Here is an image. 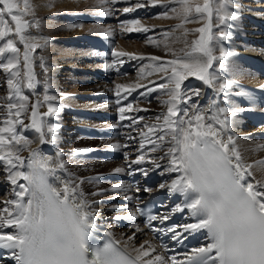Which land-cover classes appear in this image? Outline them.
<instances>
[{
	"label": "snow or ice",
	"instance_id": "1",
	"mask_svg": "<svg viewBox=\"0 0 264 264\" xmlns=\"http://www.w3.org/2000/svg\"><path fill=\"white\" fill-rule=\"evenodd\" d=\"M120 2L131 5L120 9L124 14L137 13L149 5L164 9L161 18H170L171 12V18L180 22L170 26L172 31L162 33L164 40L148 35L157 26H146L139 19H124L120 24L121 33L142 35L146 44L155 48L163 46L172 59L146 56L118 47H112L106 53H92L110 56L111 63L105 68L117 72L126 60H138L143 65L135 82H114L112 89L121 124L110 127L129 129L124 134L128 143L109 145L113 150L124 149L125 167L115 168L114 174L127 171L128 175L139 173L147 177L153 171H159L166 182L160 183L158 190H165L173 201L180 202L168 206V212L149 215V227L153 221L163 224L171 220L174 213L187 212L188 218L195 222L170 225L167 232L172 234L173 240L200 232L205 236V243L186 253L184 260L165 254L148 258L156 251L149 241L134 248L133 255L127 251V244L121 246L120 241L112 238L111 232L96 235L99 220L104 219L99 216V204L112 203L110 211L127 210V215L113 217L116 223L132 222L141 214L128 209L126 203H116L121 197L128 202L139 199L126 195L132 185L120 182L108 189L98 188L96 192L86 193L85 184L98 185L105 177H76L68 171L64 154L59 151L55 157H50L33 149L25 164L26 158L20 152L31 141L21 130L32 129L42 143L54 144L60 124L46 118L57 117L63 106L56 105V96L47 94L52 87L47 75L43 80L45 94L42 100L37 92L40 81L35 67L38 64L44 74L49 73V68L45 57L34 54L48 46V39L31 34V30L39 29L41 24L35 16L34 6L30 0H0V57L3 58L0 59V70L7 74L5 80L9 90L7 102L0 105L4 109L0 111V116L4 117L0 126V172L6 173L4 183L11 187L9 198L0 201V260L3 251L7 250L15 264H264V182L249 179L252 165L244 164L236 145L233 117L244 111L231 99V88L237 82L218 84L215 91L223 94L228 106L210 104L211 116L206 115V110L193 99L199 100L200 91H189L186 83L190 77H195L205 86L217 85L220 77L216 74V64L224 69L226 58L232 55L219 45L230 39V22L239 18L237 0H202V3L198 0H99L100 5ZM112 14V9L107 7L93 13L105 17ZM201 22L200 27H186L188 23ZM176 30H181V34L173 42L183 39L185 45L179 52L168 43ZM189 33L197 35L190 43ZM101 34L108 39L114 36V31L106 29ZM112 43L115 44V40ZM217 48L218 56L215 55ZM145 60L150 63L143 64ZM154 74H159L158 79L140 82ZM24 89L31 91L25 94ZM157 92L168 97L160 101L167 110L149 121L140 113L150 109L134 107L128 97L133 93L150 97ZM32 95L36 96L35 102H30ZM43 104L47 105V111L40 112L38 109ZM22 115L25 119H21ZM26 119L31 123H25ZM124 121H128L127 125ZM48 134L51 139H46ZM128 148L135 151L129 152ZM93 151L98 149H76L72 155ZM132 155L135 159H129ZM58 171L66 178L58 175ZM142 187L136 186L135 191L139 193ZM143 191L151 192L152 189L143 187ZM107 192L116 195L106 201L89 199V195L102 196ZM131 239L133 237H129ZM97 240L104 242L101 245L96 243Z\"/></svg>",
	"mask_w": 264,
	"mask_h": 264
},
{
	"label": "bare ground",
	"instance_id": "2",
	"mask_svg": "<svg viewBox=\"0 0 264 264\" xmlns=\"http://www.w3.org/2000/svg\"><path fill=\"white\" fill-rule=\"evenodd\" d=\"M94 1L97 4V6L94 8L95 9L94 11L98 12V9H100L104 5L103 6L100 5V7H98L100 4L99 0H94ZM255 1L256 4H262L260 0H255ZM198 2L202 3V0H198ZM92 3L93 1L91 0H31V4H33L34 6L35 16L37 19L41 21L40 28L39 29L33 28L31 30V34L38 38L44 37L48 39V46L43 49H38L37 52L34 54L37 57L40 56L45 57L47 61V66L49 68V73L44 74L41 71L39 65L38 64L36 65L35 71L38 73L37 78L40 81L39 84L41 85L40 87L39 84L37 85V92L42 100V97L45 93H41L39 91L43 86V80L45 79V75H47L48 77H50L52 87L55 88L53 93H47V94L56 96L57 99L59 100V105L57 106L60 105L63 106L62 111L58 114V116L52 117L54 121L55 120L57 121L56 123L60 124V128L56 134L57 135L56 141L58 142L59 146L55 148V153L59 151L64 154V152H62L63 147L69 150L72 149L73 152L76 149H80L82 147H85L84 149H88V147L90 146H96L97 143L90 146L87 145L89 141L92 140L89 139L90 137L85 136L84 134L81 133V130L78 128L79 126L78 124L84 123L85 121L82 120H85L87 117L90 116L91 112H95L99 108H105L106 106L115 107L113 105L112 100L104 98L102 94L104 92H109L108 89L110 87H114V82L125 83V84L135 82L137 80V73L139 71V68L143 66L140 61L134 60L138 64L136 65L137 68L133 74L128 73L124 76L115 77L109 85H107L103 81H98V80L94 81L92 77L93 75L89 73L90 71H86V70L90 68L92 72L96 68L106 69L105 68L106 64L104 61L95 62L94 61L95 59L102 58L103 56L92 55L94 51H91L90 49L85 48L82 45L81 36L83 33L90 34L92 29H98L99 27L103 26L106 29H112L114 31L113 38L116 41V47L118 48H122L130 52L143 53L146 56L158 55L165 59L173 58L171 54L163 50V46H161L160 48L152 47L145 43V39H142V41L123 40L122 38L117 36V30L115 29L116 26H114L110 22L105 21L104 19H100V21H93V22L87 21L84 15L82 14L80 16V14L83 13L84 11L83 9H85L86 7L88 8V6ZM172 6L178 7V5H172ZM106 7L108 8L107 5ZM150 8L159 10V13L152 17L146 19H139V20L141 21L142 24L146 26H150V27L153 25L157 26L156 29L153 32H150L148 35H152L156 37L158 40H164L162 33L165 31H172L170 26L175 25L180 21L178 19L171 18L173 16L171 12L169 13L170 18H161L160 14L164 11L162 7L150 6ZM241 8H243L242 10L243 13L238 15V12L241 11ZM241 8H239V11L237 12V16L240 17V19L245 22L246 19L244 17V13H251L254 15L261 14V12L258 10L259 8H256V6L253 7L244 6ZM76 11L80 12L76 14L78 17H76V15L75 16L73 15V12ZM201 24L202 22L188 23L186 27L193 29L200 27ZM240 24L245 25L244 23H240ZM251 27L254 28L253 26ZM244 29L245 28H240V30H244ZM180 34H181V30H176L173 36L168 40L170 46L173 47L177 52H179L181 48L185 47L183 39L177 42H173L175 40V37L179 36ZM196 38L197 35L193 33H189L187 37L189 43ZM243 38H244L243 40L245 41L246 38L245 37ZM228 41L229 43H238L237 39L234 36H232ZM219 47H223L224 49L232 53V55L230 56L235 57L237 61L229 60L228 58H226L225 60L226 67L224 68V70L220 69L219 65L216 64V74L220 77V80L218 81L217 85L205 86L204 84H202L201 81H199L195 77H190L188 81H186V83L189 85V91L193 89H198L200 91L201 95L199 97V100L196 101L195 98L193 99L198 104L199 107L206 110V115L211 116L212 112L211 110H209L210 104L215 103L219 107H227L224 104L226 102L225 97L224 98L219 97V93L215 91V88L218 87V84L223 83L224 81H233V80L237 82V84L231 88L234 92L233 95L231 93V99L237 107L244 109V111L239 112L235 117H233L234 123L232 127H233L234 137H236V145L242 154L244 164L252 165V168L250 169V171L252 172V177H249V179L259 180L261 182H264V163H259V161H264V147H258L259 145L262 144L264 145V122L262 121V118L264 117V98L258 95V93L256 94L252 88H247L244 85V84H250V85L260 86L261 82H259V80H262L264 82L262 78H258L259 76H257L258 75L257 71L253 70L254 61L252 60L254 57L260 56L259 51L264 47H261L259 45L246 47L247 52L251 55L252 58L250 61L249 60L246 61V65H249L251 68L243 64L245 63V59L244 56L240 53L241 50L239 49L238 46H233V47L230 46L229 48H232L233 49L232 51H230L223 44H220ZM215 55L217 56L219 55V48H217ZM0 59L3 58L0 57ZM147 63H150V61L145 60L143 62V64H147ZM224 71H227L229 74L228 75L223 74ZM250 71H253V73L255 74L254 78H251L250 73L252 72ZM6 75H7L6 73H3L2 70H0V83H3L0 95H4L5 97L4 100L2 101L0 100V105H4L7 102V98H8L9 90L7 89L6 86V80H5ZM158 75L159 74H154L152 77H148L140 82L146 83L148 79H152V80L158 79ZM81 79L86 81V85L83 88H79L77 91L76 90L73 91L74 89L72 90L71 84L73 82L80 81ZM239 83L243 84V86H241ZM73 85L75 86L76 84L74 83ZM236 90H238V92ZM30 91L31 90L27 89V92ZM73 92H80V98L73 97L72 95ZM240 92L247 93V95L243 96V100L245 102H243L241 98H234L235 93H240ZM112 93H114V91H112L111 94ZM157 93H163V92H157ZM159 97L161 96L160 95L155 96L150 102H147V99L144 98V100L141 101L140 103H136L135 106L139 105V107L141 108H148V109L150 108V111L148 112L147 115L143 114L146 120L153 121L154 117L159 112L161 111L166 112L167 110L166 105H163L162 103H160V101L165 100L167 98L162 97L163 98L162 99ZM35 99H36L35 95L30 96V102H35ZM79 99L82 101H79ZM13 102L15 103L16 101L13 100ZM69 103H71V105H68ZM88 109L89 112L86 111ZM38 110L40 112L47 111V105L43 104L42 106L39 107ZM0 111H4V109L0 108ZM104 113H108L112 115L110 111L103 112L102 114ZM100 115H101L100 113H97L95 117L99 118ZM29 116H30V112H29ZM3 119L4 117L0 116V126H2ZM21 119H25V117L22 115ZM254 121L257 122V126L254 125L253 123ZM103 122L106 125V127L99 125L98 121H96V125L99 126L101 130V134L103 132H107L110 125H114L113 123L108 122L107 120L104 119ZM25 123L30 124L31 123L30 119H26ZM236 128L237 129L239 128L238 135H236L237 132L234 131V129ZM21 131L22 134H25L26 138L31 141L30 145L25 147L26 150L24 148V151L20 152L21 156L27 159L30 156L31 151L33 149H38L45 156L55 157V153L52 154L47 152L49 143L47 142L42 143L38 138V133H36L32 129H23ZM245 131H248L250 134L247 133V135H243ZM127 132H129V130H125L122 132H115L110 139L111 141H113V143L119 142L121 144H126L128 143V141L126 140L124 134ZM132 135L136 136V132L132 131ZM49 138L50 139L52 138L51 134H48L46 139ZM262 138L263 141L261 140ZM137 139H139V137H137ZM101 140L105 142L107 141L104 140L103 138H101ZM98 144L100 143L98 142ZM74 145H78V146L75 148ZM72 152L69 153V155L67 156L64 155L63 159L68 165L69 172L76 174L75 176L80 179H82V174H87L94 171L95 172L98 171V173L104 171H114L115 168L123 167L125 165V159L122 160V159L113 158L110 160H106L107 162L109 161L108 164H102L101 162H98V160L100 159L98 160L96 159L94 160V163H97L95 165L101 164V166L95 168V170L92 171V169L89 170V168L88 169L86 167L83 168L82 167L83 163L79 162L80 158H75L76 156L81 157V155L82 158L86 157L87 156L86 153L88 152L80 153L75 156L72 155ZM69 156H72L77 160L72 161ZM129 159H135V156H131L129 157ZM25 164H27V161L25 162ZM58 173L62 178H64L65 175L63 172L58 171ZM5 179H6V173L0 172V191L2 194V196H0V201L9 198L11 193V187L9 186V184L4 183ZM107 181H109L110 185L118 183L116 181H114L113 183L111 180H107ZM88 185L89 184H85L84 186H88ZM84 190L86 191V193H88V191L92 190V188L90 189V187L89 188L86 187V189L84 188ZM113 195L116 194L113 192H109L106 195H102V196L101 195L98 196L89 195V196L90 199L106 201L107 199L109 200V198L112 197ZM112 205H113L112 203L99 204L97 206L99 210V216L105 217L109 215H114L116 212L109 210L113 208ZM122 214L127 215L128 212H123ZM99 216H98V220H99ZM103 220H99V221H103ZM110 223L112 225H115L114 222H110ZM115 232L116 234H119L121 241L126 243L127 246L128 247L130 246L132 249L139 248V246L143 244L145 241H149L151 248L157 249L155 244L152 243L151 240L146 235H144L143 232L139 230L131 231L116 227ZM129 237H133V239L129 240ZM146 247L149 246L146 245ZM157 254L158 253L156 251L155 253H150V256L148 258H151L153 255H157Z\"/></svg>",
	"mask_w": 264,
	"mask_h": 264
},
{
	"label": "rangeland",
	"instance_id": "3",
	"mask_svg": "<svg viewBox=\"0 0 264 264\" xmlns=\"http://www.w3.org/2000/svg\"><path fill=\"white\" fill-rule=\"evenodd\" d=\"M91 1H93V3L92 4H90L89 6H88V8L90 9H88L87 7L85 8V9H83L84 11L85 10H88L89 11V15L87 16V17H91L92 16V14L93 13H95V7L97 6V4L95 3V1L94 0H91ZM238 1V4H239V8H241V7H253L254 5L253 4H256V1H255V3H253V4H244L243 2H245V0H237ZM30 3H31V0H30ZM241 3V4H240ZM99 4V3H98ZM33 5V4H32ZM244 5V6H243ZM250 5H252V6H250ZM257 5V4H256ZM103 6V5H102ZM241 6V7H240ZM98 7H100V4H99V6ZM103 7H106V5H104ZM102 8V7H101ZM100 8V9H101ZM91 9H93V10H91ZM242 10H243V8H241V11H239L238 12V15H240L241 13H243L242 12ZM93 11V12H92ZM97 12V11H96ZM78 13H80L79 11L77 12H73V15L75 16L76 14H78ZM76 17H78L77 15H76ZM81 18V17H80ZM240 18V17H239ZM238 18V19H239ZM237 19V21L235 22V27H241L242 26V24H240L241 22H244V21H241L240 19L238 20ZM84 21V20H83ZM238 22V23H237ZM102 28V29H101ZM94 32H93V31ZM91 30V33L92 34H98V35H101V33L103 32V30H106V28H104L103 26H101V27H99L98 29H92ZM96 30V31H95ZM234 45H236V46H240L239 44H235V43H233ZM233 45V46H234ZM230 60H233V61H237V59H235V57H230ZM222 70H224V69H222ZM250 72H252V73H250V76H251V78H254V73H253V71H250ZM229 74V73H228ZM75 77H78V76H75ZM226 77V76H225ZM85 82V83H84ZM76 84L75 86L73 85V84ZM82 83H84V84H82ZM52 84V83H51ZM0 92H1V89H2V86H3V83H0ZM72 86H71V88H72V90L73 91H77L79 88H83L85 85H86V81H84L83 79H81L80 81H76V82H73L72 84H71ZM83 85V86H82ZM41 85L39 84V87H40ZM51 88H53L54 90H55V88L54 87H51ZM77 88V89H76ZM29 90V89H28ZM53 90V91H54ZM53 91H51V92H47V93H53ZM236 91H238V90H236ZM24 92H25V94H28L29 92H27V89H24ZM39 92H41V93H45V90H44V87L42 86L41 87V89H40V91ZM79 94V95H78ZM237 94V93H236ZM72 95H73V97H77V98H80V92H73L72 93ZM76 95V96H75ZM79 96V97H78ZM167 97L165 94H163L161 97H159V98H165V97ZM238 95H236L235 97H237ZM241 97V96H240ZM243 97V96H242ZM3 98V99H2ZM4 95H0V100L2 101V100H4ZM162 98V99H163ZM168 98V97H167ZM242 99V98H241ZM243 100V99H242ZM79 101H82V100H80L79 99ZM159 102V101H158ZM55 103H56V105H59V100L58 99H56V101H55ZM156 103V102H155ZM68 105H71V103H69ZM160 110V109H159ZM50 121H54L53 119H52V117H51V119H50ZM55 123L57 122L56 120L54 121ZM255 122V121H254ZM234 131L235 132H237V134L236 135H238V131H239V129H234ZM240 131H241V128H240ZM244 133H248L249 134V132H244ZM243 133V134H244ZM247 135V134H246ZM90 140H92V141H89V143L87 144L88 146H90V145H94V143H93V141H95L97 144H98V141H102L101 140V138L100 139H97V138H89ZM262 141H263V138L261 139ZM100 144L99 145H102V143L101 142H99ZM104 146H105V144H103ZM102 145V146H103ZM263 145V144H262ZM59 145L57 144V146L55 147V148H57ZM75 146V148L78 146V145H74ZM63 149H67V148H65V147H63L62 148V150ZM25 150H26V148H25ZM69 150V149H68ZM100 150V149H99ZM21 151H24V149H22ZM68 155H69V153H68ZM88 156V155H87ZM87 156L86 157H81L80 158V163H83L82 164V167L83 168H89V170L90 169H92V171H94L95 170V168H97V167H99V166H101V164L100 165H95V164H97V163H94V160H96V159H94L93 157H90V156H88V158H87ZM70 157V159L72 160V161H75V160H77V159H75V158H73L72 156H69ZM91 158V159H90ZM88 159V160H87ZM82 160H83V162H82ZM98 162H101L102 164H108L109 163V161L107 162V161H102V160H98ZM87 163V164H86ZM85 165V166H84ZM68 171H69V169H68ZM95 172V171H94ZM99 174V173H98ZM74 175H76V174H74ZM113 183H114V181H112ZM108 184H109V181H105V182H101V183H99L98 185H92V184H90V185H88V186H83L85 189H86V187H90V189L92 188V192H96L97 190H98V188H109V186H108ZM106 185L108 186V187H106ZM110 185V184H109ZM110 188H111V185H110ZM4 195V194H3ZM106 195V194H105ZM108 197H110V196H108ZM89 199H90V196H89Z\"/></svg>",
	"mask_w": 264,
	"mask_h": 264
}]
</instances>
